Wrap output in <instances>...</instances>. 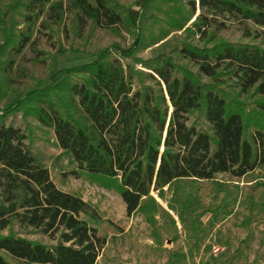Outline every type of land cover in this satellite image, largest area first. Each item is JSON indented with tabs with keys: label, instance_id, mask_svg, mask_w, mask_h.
<instances>
[{
	"label": "trees",
	"instance_id": "trees-1",
	"mask_svg": "<svg viewBox=\"0 0 264 264\" xmlns=\"http://www.w3.org/2000/svg\"><path fill=\"white\" fill-rule=\"evenodd\" d=\"M5 1L0 66L3 52L18 54L29 43L44 8L57 24L63 21L61 1ZM141 1L150 11L144 21L114 0H70L67 6L79 24L86 17L116 32L123 27L132 38L127 47L113 43L88 62L37 79L24 93L9 94L0 75V102L7 101L0 109V232H6L0 233V264H96L103 245L79 217L88 204L55 186L25 147L30 135L5 125L7 115L50 128L80 171L114 190L127 216L141 213L150 225L158 211L152 192L161 195L179 179L243 177L264 166V47L217 35L225 21L250 22L254 30L243 27L244 37L264 40V0H198L196 16L195 0ZM173 31L182 36L171 41ZM155 44L154 56H137ZM194 115L204 118L208 131L187 124ZM14 223L55 242L22 237Z\"/></svg>",
	"mask_w": 264,
	"mask_h": 264
},
{
	"label": "rangeland",
	"instance_id": "rangeland-1",
	"mask_svg": "<svg viewBox=\"0 0 264 264\" xmlns=\"http://www.w3.org/2000/svg\"><path fill=\"white\" fill-rule=\"evenodd\" d=\"M53 1L62 2L63 21L57 24L53 11L44 8L31 26L32 36L25 48L18 54L6 50L1 55L0 75L8 81L11 95L24 93L37 79H47L59 69L92 60L113 43L127 47L132 41L123 27L116 32L86 17L80 24L72 21L73 15L67 9L70 0ZM114 1L129 7L133 19L140 15V21H144L149 16L150 11L141 8V0ZM195 1L196 16L201 9ZM224 24L217 35L229 42L264 47L261 38L244 37L243 27L254 30L250 22L229 20ZM180 34L173 31L168 38L175 41ZM157 46L140 49L137 56L147 60L156 54ZM137 68L147 71L140 65ZM5 103L6 99L0 102V109ZM196 117H189L187 124L195 122L197 129L208 131L204 118ZM4 124L30 135L24 140L25 147L47 168L55 186L88 204L79 217L103 240L96 264H264V166L243 177L220 173L211 180L179 179L165 186L161 195L152 192L158 211L154 225H150L141 213L127 216L114 190L102 187L80 171L57 147L50 128L33 118L25 120L19 113L5 116ZM27 127L31 128L30 134ZM12 229L46 245L55 242L16 223Z\"/></svg>",
	"mask_w": 264,
	"mask_h": 264
}]
</instances>
